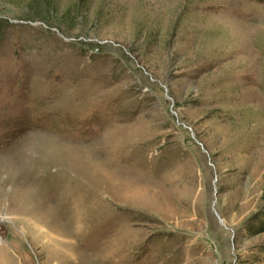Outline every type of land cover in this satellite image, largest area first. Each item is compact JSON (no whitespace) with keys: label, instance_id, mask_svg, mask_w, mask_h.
Segmentation results:
<instances>
[{"label":"rangeland","instance_id":"obj_1","mask_svg":"<svg viewBox=\"0 0 264 264\" xmlns=\"http://www.w3.org/2000/svg\"><path fill=\"white\" fill-rule=\"evenodd\" d=\"M264 0H0V264H264Z\"/></svg>","mask_w":264,"mask_h":264},{"label":"trees","instance_id":"obj_2","mask_svg":"<svg viewBox=\"0 0 264 264\" xmlns=\"http://www.w3.org/2000/svg\"><path fill=\"white\" fill-rule=\"evenodd\" d=\"M254 231L259 232L264 230V221L259 222L255 228H253Z\"/></svg>","mask_w":264,"mask_h":264}]
</instances>
